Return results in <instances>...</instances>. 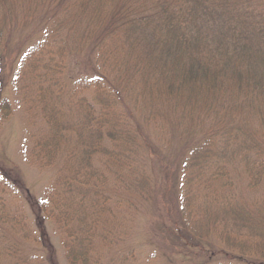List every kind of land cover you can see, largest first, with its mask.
Instances as JSON below:
<instances>
[{"label":"trees","instance_id":"obj_1","mask_svg":"<svg viewBox=\"0 0 264 264\" xmlns=\"http://www.w3.org/2000/svg\"><path fill=\"white\" fill-rule=\"evenodd\" d=\"M18 1L0 0V73L5 66L1 50L13 41L11 32L18 25ZM20 4L31 9L21 16L22 26L33 23L38 17L44 21L41 28L45 32L39 34V37L41 41L47 35L52 36L51 52L46 47L48 53L59 54L64 50V58L71 48H84L88 43L91 52H99L102 56V59L95 56L93 60L97 68L92 77L97 87H104L100 88L102 91L95 97L100 104H107L99 112V117L95 112L96 104L94 109V103L86 97L79 99L77 103L80 105L77 111L85 115L79 118L75 126L62 121L52 104L55 103L54 97H49L42 105L46 122L51 130H55V135L65 137L68 133L67 136L73 135L77 140L75 151H79L78 161L81 162L71 167L64 176L66 187L63 192L72 193V183L80 182L73 181L72 178L79 168L90 167L83 162H91L94 152L101 151L112 157L109 149L104 148L106 138L116 150L110 162L120 165L116 173L118 178L125 175L130 177L135 172V180L142 176L149 183L153 173L150 177L139 169L143 164L142 168L145 169L148 162H157L163 146L170 142L169 149L180 143L186 147L185 158L179 166L182 168L181 172H184L179 176H185V182L191 187H199L198 180L204 176H208L206 183L215 177L224 178V187H229L225 185L232 183L235 171H231L228 166L235 163L237 156L242 158L243 172L253 174L255 169H259V166L253 164L260 165L264 161V144L255 139L248 142L249 131L244 133V125L240 126L244 127L242 131H237L233 126L238 127L240 122L237 119L243 120L244 114L240 113L241 102L248 104L251 102L249 98L260 100L263 107L259 110L264 115V0H23ZM74 19L77 23L84 21L91 30L80 28V31H76L80 37H75L78 43L72 44L66 51L65 42H62L63 30L66 21ZM211 45L215 47L212 48ZM40 48L43 55L45 50L43 47L37 49ZM102 50L106 53L107 60ZM110 52L113 60L108 58ZM35 56L36 63L33 61L30 66L36 64L39 69L47 64L43 70H51L50 73L54 76L60 75L56 63H43L44 57L39 53ZM52 57V60L55 59V54ZM129 66L130 71L123 75ZM130 72L133 73L132 77L139 75L149 76L147 80L154 78L157 84L168 81L169 84L164 88L168 90L166 97H170L171 106L175 109L184 107L186 111L174 113V109H159L161 116L158 121H152L150 113L143 112V106L147 103L141 102L138 105L141 101L139 98L123 99V93L130 95L128 80L125 78ZM43 75L40 73L39 76ZM81 80L75 83V94L78 93L77 86L84 85L87 77ZM58 82L59 77L49 79L47 87L41 89L43 96L51 95L55 90L53 86ZM198 85L200 89L196 88ZM142 94L145 96L144 92ZM37 101L32 99L30 103L34 106ZM0 103L4 109L10 110L8 100L0 98ZM197 105L203 109L202 112H196ZM153 110L158 113L154 107ZM236 110L240 114H232ZM148 121L150 124L147 126ZM52 139L54 134H50L42 142L50 144ZM253 141L259 145L253 144ZM122 145L123 149L120 148ZM50 146L48 145V153L52 154L54 150ZM250 148L254 150L251 151ZM238 152H242V155L236 154ZM96 170L98 169L94 172ZM254 177L259 180L257 175ZM105 180L101 177L93 182L97 185L92 187L93 190L96 187L94 192L99 195L104 193L102 185ZM98 187L101 190H97ZM143 197L149 198L146 192ZM40 207L43 209L44 205ZM68 208L74 209L72 201ZM69 217L70 215H66V224ZM182 217L178 225L169 227L176 229V232L169 233L181 245V250L177 249L170 255L175 257L173 263L177 258L181 259L177 264H203L200 260L194 262L196 258H207L210 263L221 254L232 264H264L263 216L257 221L247 215L240 216L243 224H253L247 225L251 230L247 234V243L241 237V227H238L234 215L235 223H230L227 218L220 220L215 217L208 231L199 225V220L192 213L186 215V210L182 211ZM39 223L42 226L41 221ZM220 227V230L216 229ZM251 235L258 239H250ZM216 236L223 249L216 248ZM1 238L7 241V236L2 235ZM3 247L5 253L8 246ZM86 248L88 246L81 242L75 244V247L74 244L71 245L67 254L70 263L86 264V261L90 264ZM246 248L249 251L254 249L253 257L247 254Z\"/></svg>","mask_w":264,"mask_h":264},{"label":"rangeland","instance_id":"obj_2","mask_svg":"<svg viewBox=\"0 0 264 264\" xmlns=\"http://www.w3.org/2000/svg\"><path fill=\"white\" fill-rule=\"evenodd\" d=\"M22 1H18L17 28L11 32L13 41L1 50L5 66L0 73V98L9 101L10 110L4 109L0 103V264H71L68 250L78 242L88 246L86 249L90 264H177L181 259L177 258L173 263L175 257L170 255L177 249L181 250V245L174 235L169 233L176 232V229L169 227L180 223V218H183L182 211L185 210L186 215L192 213L197 217L199 225L205 231L210 229L215 217L220 220L227 218L230 223H235L234 215L238 227H241V237L246 239L247 243V234L251 231L247 225L253 224H243V218L240 216L247 215L251 219L256 218V221L263 216V222L264 161L260 165L253 164L259 166V169L250 174L243 172L242 158L237 156L235 163L228 166L231 171H235L232 183L225 185L229 187H224V178L215 177L206 183L208 176H204L198 180L201 186L197 189L196 186L191 187L185 182V176H179L184 172H181L182 168L179 166L185 158L186 147L180 143L169 149L170 142L163 146L157 162H148L145 169L142 168L144 164L139 169L150 177L153 173L154 176L148 183L142 176L135 180V172H132L130 177L125 175L118 178L116 173L120 165L110 162L116 150L106 138L103 142L104 148L109 149L112 157L101 151L94 152L91 162H83L90 167L79 168L76 176L72 178L73 181H80L72 183V193L63 192L66 187L64 176L69 173L71 167L81 162L78 161L79 151H75L77 140L73 135L67 136L68 133L65 137L55 135V130H51L46 122L42 105L49 97H54L55 103L52 104L58 110L57 114L62 121L75 126L79 118L85 115L77 111L80 107L77 103L79 99L86 97L94 103V109L96 104L95 112L99 117V112L104 110L107 104H100L95 97L102 91L100 88L104 87H97L92 77L97 68L93 60L95 56L101 59L102 56L99 52H91L88 43L84 48H71L64 58V50L59 54L48 53L46 47L49 50L52 47V36L47 35L41 41L39 37V34L45 32L41 28L44 21L38 17L29 25H21V16L31 10L20 4ZM66 23L62 42H65V49L68 51L69 46L78 43L75 41V37H79L76 31H80V28L85 31L91 29L84 21L77 23L74 19ZM38 47L44 48L43 55L40 53L42 48L37 49ZM101 52L106 57V53L103 50ZM36 53L44 57L43 63H56L60 75L54 76L50 73L51 70H43L47 64L39 69L36 64L30 66L33 61L36 63ZM53 54L56 62L55 59L52 60ZM108 58L113 60L111 52L108 53ZM107 65L110 67L108 61ZM130 69L129 66L123 75ZM40 73L44 74L43 77L39 76ZM104 73L107 71L104 70ZM46 74L49 76L45 77ZM132 74L130 72L125 76L130 95L123 93V99L139 98L141 101L138 105L147 103L143 106V112L150 113L152 121H158L161 116L159 109H174V113L186 111L184 107L175 109L171 106L170 97H166L168 90L164 88L169 84L168 81L157 84L154 78L147 80L149 76L137 74L138 77H132ZM56 77H59V82L53 86L55 90L51 95L43 96L41 89L47 87L49 79ZM86 77V82L77 86L78 93L75 94V83ZM199 87L198 85L196 88L200 89ZM112 93L114 94V91ZM173 98L181 100L175 96ZM32 99L38 100L34 106L30 103ZM249 99L251 102L246 103L247 105L241 102L240 113H243L244 117L243 120L237 119L240 123L238 127L235 125L233 128L242 131L244 127L240 126L244 125V133L249 131L248 142L255 139L264 144V115L259 110L263 106L260 100ZM94 109L92 108L93 113ZM195 110L199 113L203 111L200 105H197ZM236 111L232 114L239 113ZM146 124L148 126L150 121ZM147 131L151 133L150 130ZM50 134H54V139L49 140L50 144L54 142L52 146L49 142H42ZM253 144L259 145L254 141ZM48 145L54 153H48ZM120 148L123 149L124 145ZM236 154L242 155V152ZM95 169L98 170L94 172ZM255 175L259 180L255 179ZM101 177L108 181L105 180L102 185L104 193L99 195L94 192L96 187L94 190L92 187L97 186L93 182ZM97 190L101 189L98 187ZM145 192L149 198L143 197ZM71 201L74 209L68 208ZM42 205L43 209L40 207ZM66 215H70L67 224ZM216 229L220 230L221 227ZM2 235L7 236V241L2 240ZM251 237L253 240L258 239L253 235ZM215 239L218 243L216 248L223 249L217 236ZM3 246H8L5 253ZM246 252L249 256L255 254L254 249L249 251L246 248ZM225 259L224 255L220 254L210 263L207 258H196L194 262L200 260L203 264L230 263ZM85 263L88 264L86 261Z\"/></svg>","mask_w":264,"mask_h":264}]
</instances>
